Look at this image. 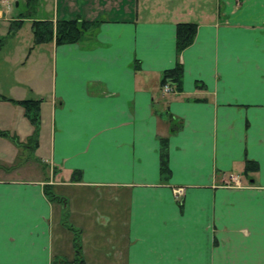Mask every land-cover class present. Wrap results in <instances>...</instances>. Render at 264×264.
Instances as JSON below:
<instances>
[{"label": "crops", "instance_id": "crops-1", "mask_svg": "<svg viewBox=\"0 0 264 264\" xmlns=\"http://www.w3.org/2000/svg\"><path fill=\"white\" fill-rule=\"evenodd\" d=\"M37 5L55 18L0 3L17 55L0 96L42 99L32 141L24 108L0 101V264L75 259L47 186L67 200L85 264H264V0ZM72 18L97 25L78 43L34 46V20ZM190 22L195 41L178 54L177 25ZM178 65L182 87L166 94L163 73Z\"/></svg>", "mask_w": 264, "mask_h": 264}, {"label": "trees", "instance_id": "trees-1", "mask_svg": "<svg viewBox=\"0 0 264 264\" xmlns=\"http://www.w3.org/2000/svg\"><path fill=\"white\" fill-rule=\"evenodd\" d=\"M30 4L32 3L31 0ZM23 16V15H22ZM22 18V17H21ZM11 32H16L24 25V20H17L11 23ZM97 25L96 21H89L84 19H58L57 21L52 20H34L32 22V33L34 46H40L55 42L56 45H67L75 44L82 41L85 34L93 29ZM198 32V24L194 22L190 23H179L176 28V49L177 53L181 54L184 50L189 48L195 41ZM184 76V69L181 65H178L172 70L165 71L163 73L161 86H170L174 91L180 90L182 87V79ZM0 101H9L22 106L25 110V116L29 119L31 124L34 126V133L31 137V141L35 140L39 127L41 124V100L26 99L23 101H15L11 98L0 96ZM0 135L5 133L0 131ZM168 139H161V150H162V174L168 178L170 174L168 166ZM259 171V165L255 161H247L243 175L251 177L253 173ZM79 173H75V175ZM74 180H80V177L76 176ZM45 194L47 198L53 203H59L64 208L63 225L73 233L75 259L72 262L67 260H58L56 264H85L83 257V245H82V233L79 229L75 228L69 222V214L67 209V200L65 198L57 196L52 189L47 186L45 187Z\"/></svg>", "mask_w": 264, "mask_h": 264}, {"label": "rangeland", "instance_id": "rangeland-1", "mask_svg": "<svg viewBox=\"0 0 264 264\" xmlns=\"http://www.w3.org/2000/svg\"><path fill=\"white\" fill-rule=\"evenodd\" d=\"M4 1H8L9 7L12 9V11H14L12 17L18 16L23 12L27 14L30 11L31 13L30 16L32 19L42 18L41 16H45L43 17L45 19H51L53 18V16L55 18V8L51 9V7L48 6L45 8L44 11L43 7L37 5L39 3V0H31L32 3L30 4V6H28L27 4L28 0H2L0 1V3ZM63 7H64L63 5L60 6V10H59L60 14L63 11ZM5 9H7V5H5ZM19 20H22V18H20ZM2 23L3 22H0V27L2 26ZM26 27H28V25ZM15 52L16 50L14 44L11 43V40H9L7 36L5 37L0 36V84H3L5 86L13 82L14 80L13 73L15 72V70H17V67H15V64L12 61L13 58L17 56ZM39 100L42 99L40 98ZM235 181L237 182L238 180ZM237 183L240 184V181H238ZM237 183L235 184L236 186ZM238 187L242 188L243 185L240 184V186Z\"/></svg>", "mask_w": 264, "mask_h": 264}, {"label": "built area", "instance_id": "built-area-1", "mask_svg": "<svg viewBox=\"0 0 264 264\" xmlns=\"http://www.w3.org/2000/svg\"><path fill=\"white\" fill-rule=\"evenodd\" d=\"M163 91L166 94H171L174 92L173 88L170 86L163 87ZM237 186H240V184L237 183ZM175 195H176V198L180 199L184 195V190H181V189L176 190Z\"/></svg>", "mask_w": 264, "mask_h": 264}]
</instances>
